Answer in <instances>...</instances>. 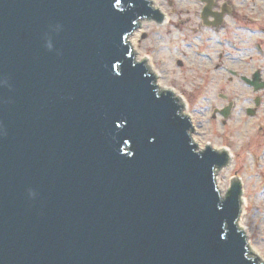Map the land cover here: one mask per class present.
Listing matches in <instances>:
<instances>
[{
  "label": "water",
  "instance_id": "obj_1",
  "mask_svg": "<svg viewBox=\"0 0 264 264\" xmlns=\"http://www.w3.org/2000/svg\"><path fill=\"white\" fill-rule=\"evenodd\" d=\"M201 1L206 25L229 12ZM167 15L0 0V264H264L242 182L218 186L228 149L199 148L185 100L135 59L137 30ZM245 81L264 87L260 71Z\"/></svg>",
  "mask_w": 264,
  "mask_h": 264
},
{
  "label": "rangeland",
  "instance_id": "obj_2",
  "mask_svg": "<svg viewBox=\"0 0 264 264\" xmlns=\"http://www.w3.org/2000/svg\"><path fill=\"white\" fill-rule=\"evenodd\" d=\"M158 3L166 20L138 29L134 49L148 56L149 70L185 100L199 148L209 143L228 149L231 166L219 180L227 190L233 179L242 182L243 227L264 260V88L255 91L243 80L257 70L264 80V0H214L213 11L229 9L219 25L203 22L200 0ZM229 101L231 113L224 118L219 110ZM248 107L255 113L248 115Z\"/></svg>",
  "mask_w": 264,
  "mask_h": 264
},
{
  "label": "bare ground",
  "instance_id": "obj_3",
  "mask_svg": "<svg viewBox=\"0 0 264 264\" xmlns=\"http://www.w3.org/2000/svg\"><path fill=\"white\" fill-rule=\"evenodd\" d=\"M157 2H158V0H156ZM138 31V30H137ZM136 35H137V32H136ZM135 35V36H136ZM135 41H136V39H135V37H134V39H133V44H135ZM137 61H145V60H147V62H146V64H147V66L150 64L149 62H148V56H143V55H141V53L138 51L137 52V57L135 58ZM157 73V72H156ZM159 77V76H158ZM158 85L161 87V88H168V89H170L171 90V88H169V87H167V86H165L162 82H161V80H158ZM173 90V89H172ZM216 149H219V148H216ZM219 186L221 187V190H222V195H224L225 193H226V191H227V188L224 186V184L223 183H221V181L219 180ZM245 199V198H244Z\"/></svg>",
  "mask_w": 264,
  "mask_h": 264
},
{
  "label": "flooded vegetation",
  "instance_id": "obj_4",
  "mask_svg": "<svg viewBox=\"0 0 264 264\" xmlns=\"http://www.w3.org/2000/svg\"><path fill=\"white\" fill-rule=\"evenodd\" d=\"M243 80L245 81L244 78H243ZM245 82H246V81H245ZM221 96L224 97V98L227 97V96L224 95V94H221ZM254 102H255V104L257 105V97L255 98ZM230 103L233 105V102H232V101H229L228 104H227L226 106H228ZM259 103H260V97H259ZM232 105H231V108H232ZM226 106H224L223 108H225ZM223 108H222V109H223ZM249 109H252L251 111H253V114L255 113L254 108H252V107H248V108H247V114H248V112H249ZM220 110H221V109H220ZM220 110H219V113H220ZM216 111H217V110L214 111V115H215V112H216ZM230 113H231V111H230Z\"/></svg>",
  "mask_w": 264,
  "mask_h": 264
}]
</instances>
